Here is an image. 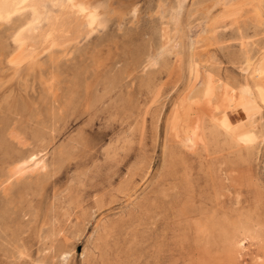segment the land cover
Wrapping results in <instances>:
<instances>
[{"label": "rangeland", "instance_id": "rangeland-1", "mask_svg": "<svg viewBox=\"0 0 264 264\" xmlns=\"http://www.w3.org/2000/svg\"><path fill=\"white\" fill-rule=\"evenodd\" d=\"M82 1L18 78L0 21V264H264V0Z\"/></svg>", "mask_w": 264, "mask_h": 264}, {"label": "bare ground", "instance_id": "bare-ground-1", "mask_svg": "<svg viewBox=\"0 0 264 264\" xmlns=\"http://www.w3.org/2000/svg\"><path fill=\"white\" fill-rule=\"evenodd\" d=\"M221 1H222V3L224 2V4H229L235 0H220V2ZM253 1H254V2H252V3H254V5H253V7H254L253 18H256V17L260 18L261 13L258 11L259 8H257L258 6L256 5V1L255 0H253ZM72 2L75 4H78V5H83L85 8L88 9L89 13H95L97 19H96L94 25L90 24V21H89V18L87 15L81 14L78 9H73L69 4V0H0V13H2L4 16V19L0 20V21L8 22L10 19H12V17L14 15L19 14V13L21 14L22 12H26L28 15V17L25 19V21L14 31V34L12 35V40H13V43L15 44V49H14V52L10 55L9 60L7 61L9 63V64L7 63L8 64L7 67L10 66V64L13 66L14 70L13 69L12 70L15 72L16 77H17V75L19 77V75H21L19 73L23 72L24 70L26 72H27V70H30L31 67L36 63L37 58L40 55H43V53H45V52H48V54H49V55L48 54L47 55H48L49 60L53 64L52 67L56 66V63H57L59 57L64 52H60V54L55 53V51H52L53 49L60 48V49L64 50V48H65L64 46L67 45L68 42H70V41L72 42L73 40L80 38V37H85V36L87 37V35L89 33H91L97 27L98 17H99L96 13L97 10L95 8H92L89 5L85 4L82 0H72ZM177 3H178V7H181V5H184V3H186V2H185V0H177ZM21 5H23V6H21ZM33 5L38 6L36 9V12L32 11ZM185 9H187V8H185ZM171 18L173 20V23L176 26H178V23L182 17L180 18L179 12H177V10H176L175 14ZM169 19H170V17H169ZM258 21H259V19H258ZM101 23L102 22H100L99 24H101ZM29 25H30V27H29ZM101 28H102V26H101ZM21 29H25V31L21 33ZM18 33L20 34V42L19 43L17 42V34ZM169 33L170 32H167V31H165L163 33V36L165 37V40H164V43L162 46L163 53H164V50L172 51V49L174 47H176V45H178L179 40H181V41L183 40L181 35L178 36L177 33H174L173 35L171 34L172 36H170ZM188 36H189V39L191 37V40L188 42L190 50H191L194 38H192V34H189ZM182 42H184V41H182ZM169 44H170V46H169ZM66 49L68 50V47ZM169 51H168V53H169ZM160 52H161V50H160ZM40 57H42V56H40ZM191 59H192V55L190 56V54L188 52V54H186V57H185V66H184L185 76H186L187 80L190 79V77L193 73ZM249 66H250V63H249V60H247V67H249ZM53 74H54V72H53ZM15 75L13 74V76H15ZM51 76H52V74H51ZM47 79L49 80V82L47 80V84H45L44 88L46 89V92L48 90V93H49V91L52 90V81H53L52 79H55V77L47 78ZM44 83H46L45 80H44ZM54 86H55V84H54ZM44 88H43V90H44ZM55 90H56V88H55ZM53 95H54V93H53ZM187 139L189 140L190 138L187 137ZM188 146L192 147L193 143L189 142ZM33 166L35 168V171L38 170V168H40V167L42 168V170H45L43 168L45 165L42 163L41 160L36 161ZM21 170H22V168L20 169L19 166L16 167L14 170L13 169L9 170L8 179L9 178L11 179L15 175L20 174V172H22ZM37 176H38V173H37ZM18 178H19V176H18ZM240 244H241V242H239V245Z\"/></svg>", "mask_w": 264, "mask_h": 264}, {"label": "snow or ice", "instance_id": "snow-or-ice-1", "mask_svg": "<svg viewBox=\"0 0 264 264\" xmlns=\"http://www.w3.org/2000/svg\"><path fill=\"white\" fill-rule=\"evenodd\" d=\"M69 4L73 9H78L81 14L87 15L89 18L90 24L94 25V23L97 19L95 13H89L87 8H85L83 5H78V4L73 3L72 0H69ZM21 6H23V5H21ZM37 7H38L37 5H33L32 11L36 12ZM3 19H4V16L2 13H0V20H3ZM29 27H30V25H29ZM24 31H25V29H21V33ZM17 42L18 43L20 42V34L19 33L17 34ZM261 92H262V95H264V89H262ZM242 139L248 140L249 138H242Z\"/></svg>", "mask_w": 264, "mask_h": 264}]
</instances>
